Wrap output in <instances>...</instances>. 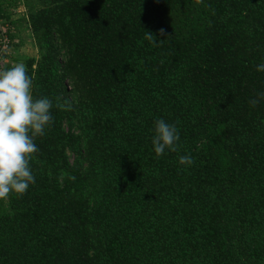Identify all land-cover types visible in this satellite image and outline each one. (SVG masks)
I'll list each match as a JSON object with an SVG mask.
<instances>
[{"label": "trees", "instance_id": "16d2710c", "mask_svg": "<svg viewBox=\"0 0 264 264\" xmlns=\"http://www.w3.org/2000/svg\"><path fill=\"white\" fill-rule=\"evenodd\" d=\"M19 2L53 121L0 199V264H264V0H0L11 25Z\"/></svg>", "mask_w": 264, "mask_h": 264}, {"label": "clouds", "instance_id": "9594fccd", "mask_svg": "<svg viewBox=\"0 0 264 264\" xmlns=\"http://www.w3.org/2000/svg\"><path fill=\"white\" fill-rule=\"evenodd\" d=\"M148 35L151 39L152 35ZM256 71L264 72V63L257 64ZM32 89L33 78L23 63L0 71V196L23 194L35 183L30 165L32 155L38 151L34 141L53 121V101L47 96L34 97ZM179 140L175 124L163 118L154 120L151 144L156 157L175 151ZM178 163L190 166L193 158L184 154Z\"/></svg>", "mask_w": 264, "mask_h": 264}, {"label": "crops", "instance_id": "0c3cea01", "mask_svg": "<svg viewBox=\"0 0 264 264\" xmlns=\"http://www.w3.org/2000/svg\"><path fill=\"white\" fill-rule=\"evenodd\" d=\"M7 12L11 14L12 20H17L12 25L13 26V32L12 36L15 40V47H14V54L12 57H10L11 62L14 64L16 63H23V56L28 51V47L32 46L35 47L36 52L38 53V48L36 47V44L34 42L32 33L29 28V24L24 19L26 12L25 7L19 2L17 5H11L9 6V9H7ZM38 55H33V57H36ZM2 196H0L1 199Z\"/></svg>", "mask_w": 264, "mask_h": 264}, {"label": "built area", "instance_id": "2783aa9c", "mask_svg": "<svg viewBox=\"0 0 264 264\" xmlns=\"http://www.w3.org/2000/svg\"><path fill=\"white\" fill-rule=\"evenodd\" d=\"M9 29L13 30V26L2 18L0 14V71L7 70L9 67L15 65L9 61L14 51L12 45L14 39L11 37Z\"/></svg>", "mask_w": 264, "mask_h": 264}, {"label": "rangeland", "instance_id": "374dc122", "mask_svg": "<svg viewBox=\"0 0 264 264\" xmlns=\"http://www.w3.org/2000/svg\"><path fill=\"white\" fill-rule=\"evenodd\" d=\"M12 45H13V47H15V40H13ZM27 49H28V51H27L26 54L23 56V58H24V59H23V64L25 65V67H26V61H27L29 58L33 57V55H38V56H36L35 58H38V57H39V53L36 52L35 47L29 46ZM13 54H14V51H13V53L11 54L10 57H12Z\"/></svg>", "mask_w": 264, "mask_h": 264}]
</instances>
